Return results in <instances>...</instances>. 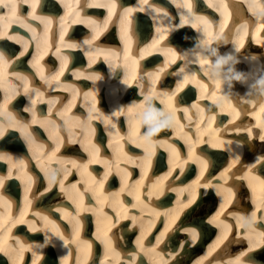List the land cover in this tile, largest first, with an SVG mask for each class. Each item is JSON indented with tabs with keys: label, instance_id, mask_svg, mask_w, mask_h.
Listing matches in <instances>:
<instances>
[{
	"label": "bare ground",
	"instance_id": "obj_1",
	"mask_svg": "<svg viewBox=\"0 0 264 264\" xmlns=\"http://www.w3.org/2000/svg\"><path fill=\"white\" fill-rule=\"evenodd\" d=\"M70 1V0H69ZM68 1V2H69ZM93 3V0H87V3L89 4V2ZM197 2H199V0H196ZM72 1H70L69 3L71 4ZM96 3L99 4H103L108 2V0H95ZM193 2H195L193 0ZM117 3V8L115 13L113 14L112 18L114 17V15H120L122 12L123 8H136L139 9L140 7V0H137L134 4L131 3V0H127L126 2L121 1L118 2V0H116ZM169 3H173V0H167V4L166 5H162V8L164 9L168 15H164L163 12L161 13H156L153 8L148 7L147 5H144V12L146 13H150L152 16H156L157 19L160 18L164 24L167 26V31H163L167 36L171 37L169 38V40H171L169 46H163L161 44L162 39L159 41V44L156 45V47L150 48V45H152L153 41L156 40L158 38V36L160 34H158L157 36L154 37L153 41L149 42V44H146L145 46H143L142 50H144V55L142 56V58L140 59H147L145 58V56H149L148 54H150L151 52L155 51V56L153 59V63H158L159 65H157L156 68L150 69L148 70H144L142 73L140 71H138L139 66L137 65L138 59L132 54V52L130 51V48L128 50V56H127V61L125 58V47H121L120 44L116 45L114 44L117 43V41L115 40L114 36H111V31L113 32H117L118 31V37L119 39L125 43V41L121 38V28H120V23L119 20L117 19V23H113V29L110 28V23L112 24L111 20L108 23L107 29L105 31H103V33H107L110 37L109 40H111L112 45L110 47H99L95 44L94 42V46L93 47H89L88 45H83L82 47L76 48V49H62V51L69 55L70 59H69V63L68 66H70L71 64V60H72V56H73V60H82V55L79 54V50H81V53L83 54L84 57V62H88V65L91 63V65H93L96 62H106L109 69H113L115 67V65L117 64V62H120L123 59V67H125L128 70V73L121 79H118L116 81H113L112 79V75H110L108 78L103 77L102 81H99L98 83L101 84L99 85V87L95 90V92L98 91H102V88H104V95H105V99L107 98V101L109 103V107H111V109H107V111L109 113H101L105 116H109L111 118L112 124L115 125V128L118 130L119 134H114L113 136H110V141H112L115 145H121L120 151L117 154H114V162L113 165H111V161L109 158H106V155H100L99 153L96 155L95 160L96 162L90 163L92 166L97 165V162L102 164V167L99 171H97V173L99 174V178L97 180V183L94 184L91 181H88L89 178V174L87 173V171L84 170H77V169H72L70 174L67 176V179H64V186L66 191L64 193H61L59 187L55 186V189L57 191H54V187L51 188V191L48 193H45L44 195H40V193L43 191L42 185L46 186L48 184V176H55L56 181L58 182L59 180L64 178V169L69 168L70 165H68L67 163H62V164H58V163H54L53 161H49L48 163H45L43 158L44 155L43 153H41L40 151L37 152L36 156H33V152L30 151L28 149V146L26 144V142L23 140V138L20 136V133L18 131L15 130H9L8 135L5 136L4 139L0 140V144H8L9 146H13L14 148L11 149H4L3 147H1L0 145V151H7L11 154H13L16 157H23L26 161L27 164V170L30 174L32 175H36L38 176V181L39 185H37V189H41V191L38 192H33V188H34V184L32 186V194H31V198L32 200H28L27 204L23 207L22 210L24 211H20L19 214H21L22 212L24 213V219L26 221H31L34 222L37 231L33 232L31 230V228L29 227L28 223H14L20 216H16L14 214H12V221H10L8 223L7 226V230L11 231V233L13 234V239H11V241L13 242L15 239H19L21 240L23 243H25L26 245H32L33 248L30 252V262L28 264H31V259H32V252L35 251L38 254H42L43 252V247L42 248H37L35 246L37 245H41L38 243H28L26 241V239L28 238H32L34 240H36V235L37 233L40 234H50V231L45 229L44 226V221H40L41 216H38L39 212L37 209L33 208L31 209L30 206L31 204H37L40 205V207H44V209H46V211L51 212V215L54 216V218L57 219V221L60 223V225L62 226V228L65 229V222L62 221L60 219L59 213L58 211H64L62 213L63 218H65V213H70L72 215H74L73 211H68L67 208L65 206H67L66 201H69L70 199L68 198V196L70 195L72 197L71 191H70V185L71 184H76L77 186H79V188H81L80 184H88V185H92L88 192L83 196V203L88 202L90 203L89 206H85L82 207L83 210L82 212H89V211H94V213H96V210H94V198L96 201L99 200V197H101L102 199H104V196L99 193L100 190V181L103 180V185L104 182L107 180L112 179L113 177H117V175L119 176V180H120V187L118 188V191H114L112 192L110 195L112 196H116V193H119V197H122L124 195H132L134 196L137 192V190H135V188L131 185L132 184H137V189L140 190H144L145 186H143L145 184V181L147 182V180L150 177V181L154 182L155 181V177L156 175H150L149 176V172H148V168L149 170L151 169L150 167H148L147 165H145L144 163L140 164L139 168H138V175L136 177H134L131 180V176H132V172L129 171L128 169H126L128 166L127 163L124 162H128V161H132L133 163L136 162L138 163L139 160L141 158H143L146 154V150H148L149 148H151V151L153 152L152 157H154L155 159L162 156L164 153L166 154V152L162 149V147H165L164 143L162 140H160V143L157 140H152L151 143H148L149 140V136L148 133L149 131L146 130L144 133L139 134L137 131V126L139 123V120L143 119L144 121L149 122L150 128L155 127V125L157 124V114L158 111H151V109L148 107V109H146V106L144 104L145 100H144V96L141 95V91L143 90V92L145 93V95L147 94L148 90L152 87L151 83L149 80L144 79V73L147 72H156L157 69H159L160 67H162L166 61L169 60V57H167L166 55V59H163V54L165 53V49L166 48H172L175 49V51L178 53V55L181 57L180 59H177L175 61V63H168V66H175V64L180 63L181 61L187 64L188 66V70H189V66L191 64V62L193 61H199V60H205L207 61L206 64H201L202 66H206L207 68H211V69H215V65L217 64V61L219 59H223L225 62L221 63L219 65V68L224 69L225 74L229 75V78L227 79V87L224 90L225 92L221 95H217L215 93L212 92L211 89L206 90L204 93H202L200 91V88H197L196 93L198 96H200V108L203 109H209L207 112H204L202 115L199 113L198 109H194V108H190L189 106H184V108H189V112L187 114H185V117L183 119H178V123H176L173 127H169L166 130H169L171 132V135L173 134L174 136L179 137V139L181 140H185V142H189L191 143V146H189V154H187L186 156L182 155L181 157L177 156L176 152L173 151L172 146H170V150H172L171 153H173L174 155V159H169L168 160V169H167V173L164 174V176L161 177L162 180H166L169 177V173L173 172L176 169H179V174L183 175L185 172L189 171V168L192 165H195L196 168L198 169V175L194 181V185L196 187L201 186L204 193H202L199 196V199L196 200V195L198 194V191H195L194 195H195V201L188 207V208H183L181 207V209H185L186 212H190V217L194 218L198 224L203 223L204 227L203 230L207 231V234H209V232L213 229L214 224L213 223H209V221L216 216L217 212H220L221 209V204L224 202L222 197L217 194L215 188H210V187H203V185L206 182H201L202 180L207 178V174L206 172L211 170L210 174H208L209 176H212V174L218 169L220 168V166L224 165L223 161L227 160V165L225 168H228L229 165L232 163V160L234 158H239L240 163L234 165L231 169H230V176H231V172L235 173V176L237 177L236 179H231L230 181V185L233 188V191L235 192V197L232 200V203L228 204L227 207L224 209V211L221 213L219 220L223 221L224 224L226 225H231V228L228 229L227 231L229 232L230 230H233V233H231V237L228 241H223L222 239H219V244L220 243H224L225 247L227 249H231L230 246H233L236 243H239V245L243 246L245 244H248L247 239H245V236L248 232V229L246 228H241L237 225L236 220L237 217L236 215H233V213H237L240 216H247L250 215L251 212L253 210H255L256 205L253 203V189L251 187H249V182L246 179H240V177L244 176L247 174V169L249 167H251L252 165L256 164V161L260 158V157H264V141H261L258 139V136L260 134H264V129H261L259 127H257V125L259 124V122L261 120H264V113H260V106L264 105V74H260L258 77H255L254 74L257 73V71L259 70L260 66L264 67V58L261 55V46L264 44V37H256L253 35V41L252 38L250 39H246L245 43L243 45L242 48L237 46L236 43V39L232 40V47L228 50L222 53L221 49L223 48L224 44H227L230 40H231V36L228 34V32L226 31V29L224 30V35L223 37L220 36V27L221 25H223V28L225 27V23L226 20L225 18L223 19L222 22H220V24L216 27L215 22L211 21L210 17L213 15H215L214 12V8L218 9V10H223L224 7H222V3L221 1L218 0H200L199 2V7L202 8L203 10H205V12H210L212 11V14H208L204 17L208 18V20L211 21L212 23V27L211 29H213L214 31H211V36L210 37H206L205 35H203V37L205 39L211 38L207 44H204L202 46H205V48H200L202 46H199L197 42L201 43V39L198 41V38L196 36V32L194 31L195 29H199L201 31H203V25H199L198 27H192L191 23L183 25L182 27H176V25L179 24H174L172 21L174 20L175 16H172V14L170 13L171 10L170 8L167 6ZM57 4L58 6H60L61 4H59V0H57ZM85 4V0H79V5L77 10H71V12L69 11V18L66 19V23L68 24V29H67V34L69 32L70 29H74V26L72 25L71 21L73 20V18L76 16L77 12L79 14L80 18H85V17H90L93 20H96L97 17L93 16V12L94 13H101L102 12V7H92L91 12L92 13H82V8L83 5ZM174 5H176L175 3H173ZM234 5H237L235 8V14L234 16H232L231 18L235 19V22H240L242 21V23L239 25L238 29H240V31L242 32V30H244L245 26H247V29H252V27H250L252 25V17L251 15H248V17L244 20L246 12L244 11V6L241 7L240 3L234 1L233 2ZM157 7V6H155ZM99 8V9H97ZM261 5H258V9L261 10ZM107 9V8H106ZM180 9V13L182 15V13H185L184 11H181ZM259 10H255L252 8V11L256 14V19H259V24L262 25L264 24V14L262 12H260ZM100 11V12H98ZM75 12V13H74ZM186 14V13H185ZM197 16H201L196 14ZM108 16V10H107V15L105 17V19ZM50 17V16H49ZM52 18V17H51ZM138 18V10L132 13V16L130 17V19L132 20V24L129 25L128 28V36L130 38V47L131 45H133V41H134V36H135V24H136V19ZM141 18L143 20V32L141 39H145V37H148L153 28L150 25V23H148L147 17L145 15H141ZM230 18V19H231ZM104 19V20H105ZM170 19V20H169ZM176 19V18H175ZM191 19V18H189ZM103 20V21H104ZM156 20V19H155ZM167 20V22L169 23H165V21ZM75 24V28L73 31L75 33H79V32H85L86 28L90 29L92 34H93V30L91 27L88 26V24L86 23H74ZM164 24L161 26L163 28ZM76 25L78 27H76ZM213 25H215V27H213ZM51 24H49V28H50ZM20 27V26H19ZM13 28V27H11ZM10 28V29H11ZM117 28V29H116ZM9 29V30H10ZM14 29V28H13ZM60 29V26H59ZM216 29V30H215ZM163 30V29H162ZM197 30V31H199ZM10 32H14V33H18L20 36L24 37L25 39H30L32 36V33L28 31V33H30L29 37L26 35L27 31L24 28V31L21 30L19 32H15V31H10ZM38 36L41 37L40 41H44V43H40V51L42 46L44 47V55L47 54L48 52L52 53V56L49 57L48 62L46 63L43 62L41 60V64L44 65L45 67V75H51L52 73H54L59 67H60V59H58V57L54 54L55 53V49L56 46L54 48H52L51 43H49V38L48 35L45 38L43 33L44 30L39 33ZM199 33V32H197ZM67 34L65 35V41H71V42H75L77 44H82L84 40L89 39L91 36L83 38V39H70L68 38ZM69 35V34H68ZM222 37V39H220L219 41L215 42L212 45H210V43H212V39L217 38V37ZM98 39L102 40V36H99ZM173 39V40H172ZM59 40V39H58ZM0 41H4V40H0ZM104 41V40H102ZM259 41V42H258ZM10 43H7L8 45H5V49L0 47V49L2 51L5 52L6 55H10L9 50H15V52H19L20 48L22 47V45L20 44H16L14 41H11ZM58 43V42H57ZM133 43V44H132ZM161 44V45H160ZM2 45V44H1ZM189 46H191L189 48ZM97 49L102 50L103 52H107V50L111 49L114 50L116 54L121 55L123 54L121 57L117 58L116 60L114 58H111L112 55H108V58L105 59L104 55H100L98 56L94 62L90 61L89 56L87 55L88 51H93L95 52ZM71 50V52L69 51ZM203 50L205 51V54L203 52ZM246 52L247 54H243L240 52ZM252 52H257V55H252ZM157 53H160L163 62H161L159 55H157ZM36 54V49L34 47V52L33 55ZM196 56V57H195ZM182 57H185V59H182ZM224 57V58H223ZM11 58V57H10ZM28 58V57H27ZM111 58V59H110ZM24 59V64L23 65H18V64H13L9 66L8 72L11 73L13 71H18V72H25V74H28L31 76V83H30V91L31 89H34V87L32 85H34V80H36L38 77V79H40L39 75H34L35 73V69L32 68L31 64L28 63L26 57L22 58ZM32 59V55L29 57V60ZM135 59V60H134ZM133 61L136 62V67H135V73H136V81L126 85L124 83L125 77L127 75H129L133 68H132V64ZM246 63L247 66L250 68V70L248 71V74H240L242 72V69L244 68V64ZM239 63H242L243 65H239ZM214 64V65H213ZM168 66L165 70V78L166 81L168 82V86L166 85H162V80H163V75L161 74L160 80L158 82V84L156 85V91L157 92H164V91H172L176 88V86L173 85L172 80H174L175 77H177L176 73H178V76H180L179 79H177V83H180V81L183 79V76L180 75V70L179 71H173V69L169 70ZM29 67V68H28ZM185 67V66H184ZM51 68H54V72H50ZM26 70V71H25ZM219 70V69H218ZM50 72V74L48 73ZM66 72V71H65ZM65 72L64 75L60 77V81L59 82H53L52 86L49 87L47 85H45L44 81H38L39 84L42 85V87H40V90L44 92V96L41 98V100H39L37 102V111L40 110L46 103V100H49L50 98L53 97H61L63 96L62 91L65 90L66 87L68 86H74V88H79L80 86H85L87 80H88V75L91 72H96L98 74H100L98 71H92V69L87 70L86 68L83 70H73L72 71V77L70 78V80L72 82L67 83L66 80H64L66 78L65 76ZM79 73L80 75L77 76L76 74ZM8 79H12L10 76L8 77ZM69 80V79H68ZM73 82H77L76 84ZM80 82V83H79ZM239 82V83H238ZM13 83H15V81L13 80ZM33 83V84H32ZM242 83H246V85H248V90H244L243 87L240 85ZM254 87L255 89L258 88V92L259 93H250V87ZM102 86V87H101ZM132 86H135L136 88V95L135 98L131 101H129L128 103L124 102L122 100L123 94L125 92L128 91V89H131ZM143 86V89H142ZM187 86V85H186ZM186 86L182 89V91L186 88ZM48 89V90H47ZM119 89L121 91H119ZM90 90V89H89ZM0 91H3V93H0V103H2L3 98L5 96V92L4 90L1 88ZM21 94L16 96V98H20L24 99L25 101L22 103H19V106L17 107V104L15 103V98L12 99L9 103V111H13V112H17L19 114L20 117L24 118L25 121H27V117H26V113L23 111L24 108L29 106V97L28 95H24L22 89H20ZM69 92L73 93V90H69L67 91L66 95L64 96L65 99V105H67L69 103L70 100L66 101L67 96L69 95ZM215 94L216 97L218 99H220L221 97H232L234 100L233 102H230L231 104V108L229 107L228 104H224V108L221 109L220 103L214 101L213 99H211V96ZM203 96V99H201V97ZM234 96L236 98H234ZM63 97H61V101L59 103V107L58 110H60V107L62 109V104H63ZM77 94L75 95V99L74 101H77ZM206 98V100H204ZM73 99V98H72ZM71 99V100H72ZM162 99H164L163 97L161 98H155V100L158 101V103L160 104V106L162 107V112L164 111V109L166 108V103L162 102ZM73 101V102H74ZM208 102V103H207ZM142 105V107L137 108L134 110L131 118L128 115L125 114H121L119 116H112V113L119 111L121 108H126V107H131L132 105ZM219 106L218 109L221 113H223L222 118H228L225 119L223 122H225V124L222 125L223 129L225 127V125L227 124V128L225 129V131L223 130V133L228 134V133H239V140L238 142H235L233 139L230 138H226L225 139H221V141H223V145L219 148H213V147H209L212 150H209L207 147H202V145L204 143H209V141H212V137H207V138H203V134L205 132H207L206 128H202L200 129L199 132H201V136L197 137L193 140L194 135L191 137L190 133H192V129L190 127L193 126V128L197 130V124L199 121H208L211 120L212 117V113H214L216 111V109H214V106ZM97 106V103H96ZM210 106V107H209ZM213 106V107H212ZM173 108L177 109V105L175 104V101H173ZM235 109L237 112L240 113L239 117L236 119H233L232 116V109ZM72 109V107H71ZM99 111H100V107H98ZM217 109V110H218ZM215 110V111H214ZM24 112V113H23ZM76 112H82L81 107H76L74 110V113ZM71 113V110L66 112V116L69 115ZM97 112L93 113V116L96 115ZM138 113L139 116H136L135 114ZM177 113V112H176ZM259 113V116L257 115ZM30 114V113H28ZM31 115V114H30ZM38 118L40 116V111L37 112ZM103 115H101V118H103ZM227 115V116H226ZM180 116V115H179ZM72 117H76L75 115ZM96 117V116H95ZM124 119L125 122V126L123 129H121L120 127L117 126V122L118 119ZM51 120H54L51 118ZM55 121V120H54ZM57 123H60L59 121H56ZM178 124V125H177ZM37 124H34V126L32 125V131H38V126L36 127ZM35 128V129H34ZM49 128L50 125H49ZM189 130H187V129ZM200 128V127H198ZM222 129V128H221ZM245 129H251V133L245 131ZM60 131V130H59ZM191 131V132H190ZM39 132V131H38ZM48 135H49V131H47ZM206 134V133H205ZM59 135L65 138V141H67V136L64 132H59ZM76 135L80 136L81 134L79 132H76ZM37 136V135H36ZM78 136H73L74 139V143H67L68 145H63L66 146L65 151H74L76 154L81 155V156H85V158L87 159V161L90 159V155L89 153L92 151V149L88 146H91V144H88L87 147L89 148V151H85L84 150V146H82V143L85 142L86 137L89 138L93 143V133H86V137L83 139H81ZM147 137V139H146ZM42 140H44L43 136H42ZM52 140H55V138H52ZM128 141L129 144L131 146H135L137 147L135 149V151H138L140 149V159L139 158H135L130 156L129 153H127L126 149H125V142ZM39 143V142H38ZM79 144L78 146L75 147V144ZM97 144V143H96ZM143 145V146H141ZM201 146V147H200ZM19 147H21L19 149L20 152H15L14 150L18 149ZM22 147H26V150L29 153V156L32 160H28V158L21 153L23 151ZM107 147L109 148V146L107 145ZM199 147L201 149H203L205 151V153H207V155L209 157H211L210 155L213 156V158H208L209 161V165H208V169L204 172L203 175H201V165L198 163L197 158H198V154L195 152L199 151ZM46 148V145H44L43 150ZM43 150H41L43 152ZM143 152V153H142ZM143 155H142V154ZM142 155V156H141ZM189 156H191L192 158L189 159ZM38 157V158H37ZM151 158V163L155 162V159ZM199 158H203V159H207L205 157H199ZM73 159V158H71ZM215 159L214 162H212V160ZM75 160V159H74ZM62 161H66V158H63ZM86 161V162H87ZM29 162H33V168L31 169L29 168L28 164ZM78 162V161H77ZM143 162V161H142ZM5 162H0V165L2 164L3 167L7 168V164ZM122 163L124 165H122ZM47 164L49 166V169L47 168ZM151 166V165H150ZM41 171V173L46 177V180L44 179V177L42 176V174H38V171L36 170V168ZM224 168V169H225ZM224 169L221 171V173L224 171ZM34 170V171H33ZM112 170V171H110ZM245 172H243V171ZM242 171V173H240ZM126 172H128V176H125ZM264 172V163L262 164H256L255 169H253L252 172V176L254 177H260L261 179H264V174H262ZM7 172H5L4 174H0V175H6ZM80 173V176H76V174ZM107 173V179H104L105 174ZM220 173V174H221ZM206 174V175H205ZM219 174V175H220ZM259 174V175H258ZM179 175V176H180ZM158 178V177H157ZM203 178V179H202ZM45 180V182H44ZM80 184H77V183ZM9 184H11V187L13 189V187L15 185H20L23 184L19 179H16L15 176H13L12 179L9 180L8 182ZM210 184H214L211 182H208ZM253 183L256 185L257 187V194H261L264 193V186L259 185V182L256 180H253ZM24 185V184H23ZM156 183H152L149 185L148 188H150L151 192L154 194L152 186H155ZM142 186V187H141ZM86 186L83 187V189ZM121 187L124 188L123 192H120ZM178 187H173V188H167L166 191H171L173 189H177ZM24 191V190H23ZM93 191H95L94 196H89L88 193H92ZM6 192V191H5ZM29 192V193H31ZM83 192L85 193V191L83 190ZM147 192V191H146ZM145 193H142L143 196H140V198L142 200H145L146 197H151V196H147ZM159 192L164 196L165 193L160 191ZM238 192V193H236ZM131 193V194H130ZM151 193V195H152ZM6 194L8 195V193L6 192ZM0 195H2L3 197H5L6 199V195L2 194L1 189H0ZM102 195V196H101ZM9 196V195H8ZM67 197V198H65ZM155 198H159L160 201L162 199V196L158 193L154 196ZM69 199V200H68ZM114 199V198H113ZM111 198V196H109V198H105V206H104V201H102L103 204V212H107L109 216H112V220L115 221L116 217L113 216V211L115 210V206L117 205L116 200H113ZM184 197H180L178 199L175 200H184ZM123 200V198H122ZM173 199H171V197H168L167 200V205H164L165 208H159V207H149L150 203H140L137 202L136 200H134L133 202H131L130 205H126V203L128 202V198L125 197L123 200V205H121V209H120V215H121V219L119 220V223L116 224L115 227H112L109 230V225L111 223V221H109L108 219L106 220H102L100 219L97 215H92V218L95 221V226L96 229L90 234L89 229L87 228L86 231L83 230V233L86 234L87 236H89L92 240V242H94V240H99L101 238L105 237V234L107 233V235L109 237H111L112 240L116 241V238L118 236H122L123 240L126 242L127 247L124 246V249H122L121 252V259L123 260V262H127L130 263V259L132 257H135L137 255L138 252V247L136 245V241L140 238L141 235L137 236L135 238V240H131L132 237L135 234V226L138 225L140 227L141 230H143L145 233L148 232L149 230V225H145V220L147 214H155L156 216L158 214H166L167 212V208L169 207L171 204V201ZM151 202V201H150ZM76 204V206L80 203V197L77 198V200L74 202ZM152 203V202H151ZM188 203V202H187ZM4 204L3 202H0V210H2L4 208ZM132 204H136L137 207L136 208H132L131 205ZM195 204V205H193ZM194 206V207H193ZM41 207V208H42ZM149 207V208H148ZM215 207L218 208V211H214L211 214H209V212H212V209H214ZM148 208V209H147ZM60 209V210H58ZM92 209V210H89ZM183 211V212H185ZM103 212H99L98 214H101ZM139 212V213H137ZM0 213H2L0 211ZM81 213V212H80ZM97 214V213H96ZM180 214H182V212H180ZM125 215L130 217V223H128V221L125 220ZM259 215V214H258ZM89 214H81L80 215V219L82 221V223L86 220L87 222L89 221L88 219ZM132 216H136L137 217V222L136 225L133 226V222L131 220ZM171 217H176L175 215H171ZM71 215L68 216V220H71ZM107 218V217H106ZM3 219L5 220L6 217L4 216ZM144 221V222H143ZM186 222V220H184ZM168 225L169 227L171 226V222L166 219L165 221L161 222L160 226H159V232L156 233L157 237L160 235L161 232H164L165 229V225ZM17 225L18 228V232H22L20 238L14 235V226ZM88 225V224H87ZM217 225V224H216ZM222 227L224 225H221ZM182 226H177L176 230H172V232L170 234H172L173 232L176 231L175 233V237L176 238H182V240L180 241V246L176 249H174L172 246L173 245H168L166 246L165 242L168 241L169 234L168 232L164 235V237L161 239V242L159 244H156V242L154 243L153 247H149L148 249H152L155 248L156 253L147 250L146 253L144 254V256H140V261L144 262L145 258L148 257H154L155 261L152 262V264H171V259H169V253H177L180 252V248H181V242H184L183 245V249L180 252V255H178L176 257L175 263L177 264H184L185 263V257L188 254V252L190 250H196L199 251L200 248L202 247L201 244H199L198 242V238L192 242L190 237L188 235H181L184 232L180 231L179 228ZM258 227L261 229H264V222H258ZM42 232V233H41ZM82 234V230H80V235ZM51 236H48L47 239H49L50 237V244H52L53 248L55 249H61L63 247H67V245H65L64 240L61 238L57 239V240H61V242L57 241L55 238H57L56 236H54L53 234H50ZM79 235V236H80ZM177 235V236H176ZM35 236V237H34ZM167 236L166 239H164ZM223 237V235H222ZM66 239H69L70 241L75 239L74 237H69V236H65ZM80 239V238H79ZM33 241V240H32ZM76 241V239H75ZM72 242H69L68 245H70ZM76 243L78 244V242L76 241ZM218 245V244H217ZM14 246L17 247V245L14 243ZM0 247L4 248L5 251H0V264H13L14 259H16V252L14 251V248L8 246L7 244H3L0 245ZM51 250L53 249H49V252H51ZM115 250H117V248H115ZM124 250L126 252H124ZM236 250L234 255L237 256L239 255V253L242 251L241 250H237V249H233ZM108 252H111V248L107 249ZM27 251H25L26 253ZM24 253V254H25ZM107 256V255H105ZM45 257L48 258V256L46 255ZM264 259V247L261 248H256L253 252L248 253L247 256H245L243 259L245 261V264H255V260H260V259ZM46 259V258H45ZM203 258L202 256L196 254L195 255V259L192 261V264H197V261H201ZM86 261L85 258L83 260V262ZM104 262V264H117L116 260L114 259L113 261H110L107 259H105L104 256H101L100 258H97V256H94V259L91 261L90 264H101V262ZM209 261L204 262L203 264H208ZM17 264H22V261H17ZM56 264V261H55Z\"/></svg>",
	"mask_w": 264,
	"mask_h": 264
},
{
	"label": "snow or ice",
	"instance_id": "obj_2",
	"mask_svg": "<svg viewBox=\"0 0 264 264\" xmlns=\"http://www.w3.org/2000/svg\"><path fill=\"white\" fill-rule=\"evenodd\" d=\"M173 3L177 5L178 8L186 9L187 13H182L180 24L176 25V27H182L183 25L191 23L192 27H198L199 25H203V32L206 37L211 36V27L212 23L208 18L203 16H197L195 12L193 11V0H173ZM59 4L64 5L65 8L69 9L70 11L79 5V0H75L74 4H70L68 0H59ZM22 5H28L30 8V11L27 12L26 15L21 14V6ZM144 5H147L150 8L154 7V10L156 13L163 12L164 15H168L163 8L155 7L154 5L149 4V0H140V7L139 9L136 8H123L121 14L118 16V20L120 23L121 28V38L125 41V58L127 61L128 56V50L130 48V38L128 36V28L129 25L132 24V20L130 17L132 16V13L139 10L144 11ZM255 7V4H253ZM83 7H102L107 8L108 10V16L107 18L102 21L98 22L96 20H93L90 17L80 18L79 14L77 12L76 16L73 18L71 23H86L89 27L92 28L93 34L89 39H86L83 41L82 44H77L75 42L71 41H65V35L67 34L68 24L66 23L65 17L60 18V33H59V40L55 49V55L60 59V67L51 75L46 76L45 75V67L41 64V60L43 59L44 53L40 51V41L39 36L37 33V30L31 23H29V19L32 20H39L42 24L45 25L44 28V37H47V30L48 25L52 23V18L47 16H40L37 15V10L42 8L41 0H0V9H2L3 14H0V23H2V26H0V40H8V41H14L16 44L22 45L19 52H15V50H12L11 58L5 54L4 51L0 50V88H2L5 92V96L3 98L2 103H0V140L4 139L6 135H8L9 130H15L20 133V136L23 138V140L26 142L28 149L33 152V156H36L37 152L43 150L44 145L42 143H38L37 136L32 131V125L33 124H40L41 127L45 128L46 131H49L50 138H53V135L55 136L56 144L55 147L52 149V156H55L57 152H59L60 148L64 145L65 142L71 144L74 143L73 139V120H79V117H71V118H65V113L71 110V107L73 105V101L75 99V96H73V99L69 101L67 105H62V110H58L57 115L59 116L61 123H57L54 120H51V114L53 112V107L56 104L58 97H53L48 100V115L44 116L43 118H38L37 115V102L41 100V98L44 96V92L40 90V88H34L30 91V83H31V76L28 74H25V72H18L13 71L11 73L8 72L9 66L13 64L23 65L24 59L28 55H32V59L28 61L29 64H31L32 68L35 69L34 75H39L40 79L44 81L45 85L51 87L53 82H59L60 77L64 75V72L68 70V63H69V55L65 54L62 49H76L79 47H82L83 45H88L90 48L94 46V41L98 39V37L107 29L109 21L112 19L113 14L116 11L117 3L116 0H108V2L99 4L96 3L95 0H93L92 4H88L87 0H85V4ZM43 8L51 11L56 12L58 8L57 0H44ZM6 10V11H4ZM261 12L264 13V7L261 8ZM191 17V19H189ZM153 19H157L156 16H153ZM13 24H19L20 27L27 29L29 32L32 33V36L30 39H25L24 37L20 36L18 33L10 32L9 29L11 28V25ZM261 28H264V24L260 26ZM223 25L220 27V33H223ZM156 31L160 34L156 40L153 41L152 45H150V48H155L157 44H159V41L161 39H166L165 33L162 31L161 28L157 27ZM245 35H247V31L245 30ZM35 41V45H33V42ZM209 41L208 39L204 40L203 43L207 44ZM259 42V41H258ZM237 46L242 48L244 45V39L243 36H238L236 39ZM35 46L36 54H31L29 52V49L31 47ZM104 55V58L107 59L108 55L116 56V53L114 50H107V52H103L100 49H97L95 52L88 51L87 55L90 58L91 62H94L95 59L100 56ZM144 55V50H139V58H142ZM165 55L169 57V60L165 62V64L156 70V72H145L144 73V79H147L150 81L152 87L148 90L147 94L141 91V95L144 96V100L149 103V107L151 108V100L153 98H161L163 103H166V110L169 113L168 115H164V112H159L160 116H163L164 118L161 119L155 127L151 128L148 136L150 137L152 135V132L159 131L161 128L165 127H173L176 123H178V119L176 117V108H173V101L174 98L177 96L179 92L182 91V89L191 83H196L198 86H200L202 89L206 87L202 83V81L197 80L195 74H185L183 75V79L176 85V88L172 91H164V92H157L156 91V85L158 84L161 74H163L168 66V63H175L177 59H180L181 57L178 55V53L175 51V49L172 48H166L165 49ZM200 64H206L207 61L205 60H199ZM225 61L223 59H219L217 61V64L215 65V68L219 69V65L221 63H224ZM89 67H91V63L89 64ZM135 67L136 62L133 61L132 64V72L125 77L124 83L126 85L136 81V73H135ZM26 71V70H25ZM180 72H183V68L180 69ZM77 76L80 74L77 73ZM11 77L12 79H8V77ZM89 80L97 81L101 79L100 75L96 72H91L88 75ZM13 80L15 83H13ZM213 83L215 87L218 89L220 87V81L219 79H213ZM20 89H22L24 95H28L29 97V106L24 108L23 111L30 113L31 118L25 121L24 118L20 117L17 112L9 111V103L12 99H14L16 96L20 95ZM143 89V86H142ZM78 91L74 88V86H68L65 88V91ZM86 95L90 96L92 98V105L89 107V115L86 120V125L89 129L90 133H94L95 129L91 126V121L97 117L93 116V113L98 112L99 109L96 107V93H87ZM203 99V96L201 97ZM211 99L214 101L220 103L221 109L224 108V104H228L231 108V104L228 101L227 97H223L218 99L215 94L211 96ZM142 107V105H132L131 107L121 108L119 111H116L112 113V116H119L121 114L128 115L130 118L134 112L135 109ZM190 108L198 109L199 113L203 114V109L200 108L199 102L196 104L190 105ZM152 111H157L156 109L152 108ZM189 108H184L182 111L184 114H187L189 112ZM260 113H264V105L260 106ZM240 115L239 112H237L234 108L232 109V116L233 119L238 118ZM259 116V113L257 114ZM103 120L106 124H111V118L109 116H104ZM49 124H51V128H49ZM197 128L199 127V123L196 125ZM113 128H115V125H112ZM257 127L264 129V120H261ZM61 128L67 129L68 132V138L67 141H65V138L59 135V130ZM118 131V130H117ZM245 131L251 133V129H245ZM147 139V137H146ZM258 139L261 141H264V134H260L258 136ZM151 143V142H150ZM223 141L217 139L215 142L209 141V144L213 148H219L223 145ZM88 144H91L92 151L89 153L90 159L87 162L79 163L74 159H67L66 161H62V163H67L70 165L69 168L64 169V178L56 181L55 176H48V184L46 186L42 185L43 191L40 193V195H44L45 193H48L51 191V188L54 186H58L61 193H64L66 191L64 186V179H67V176L70 174L72 169L77 170H84L87 171L88 164L96 162L95 157L99 153L100 149L95 144H92L91 140L86 137L85 142L82 143V146H84L85 151H89V148L87 147ZM143 146V145H141ZM175 151V149H173ZM177 156L179 153H176ZM153 152L151 151V148L146 150V154L142 159L143 163L150 167L151 165V158H152ZM38 158V157H37ZM192 157L189 156V159ZM198 163L201 165V175L204 174V172L208 169L209 161L208 159L203 158H197ZM0 162H5L7 164V173L6 175H0V188H3L5 186V183L9 181L10 179L15 176L16 179H19L25 187V199L27 200L28 196L27 194L31 192L32 186L35 183L36 178L30 174L27 170V164L23 157H16L13 154L7 152V151H0ZM240 163L239 158H234L232 160V163L229 165L228 168H225L224 171L220 174V177L218 179V182L215 184H209L205 183L203 187H214L217 194H219L222 199L223 203L221 204L220 212H217L216 216H214L209 223L217 224L218 227L221 225H224V234L226 235V232L228 229L231 228V225L224 224L223 221L219 220V217L221 213L224 211V209L227 207L228 204L232 203L233 198L235 197V192L233 191V188L231 186H226L227 182L230 178L236 179L235 173H231L230 176V169ZM264 163V157H260L256 164H262ZM256 164L252 165L247 169V174L240 177V179H246L249 182V187L253 189V203L256 205L255 210L251 212L250 215L247 216H240L237 213H233V215H236L237 220L236 223L241 228L248 229V232L245 236V239L248 241V248L245 250H242L239 255L236 256L234 264H245V261L242 259L245 256L248 255V253L253 252L256 248L264 247V229H261L258 227V222H264V193L257 194V187L253 183V180H256L259 182V185L264 186V179H261L260 177H254L252 176L253 169H255ZM91 175V173H89ZM104 179H107V173L105 174ZM70 188L76 192H79L80 194V203L77 205V208L75 210V214L72 215L70 213H65V218H68L69 215H71L70 223L72 224V231L69 233V237H74L75 239H79L80 230L82 228V221L80 219V212L83 210L82 204H83V192H80V189L77 188L76 184H71ZM100 188L103 189V180L100 181ZM86 190V189H85ZM124 188L121 187L120 192H123ZM131 194V193H130ZM117 197L119 196V193L115 194ZM147 196H151V190H148L146 192ZM69 199H72V197L69 195ZM139 196L136 197L137 200H139ZM195 201V195H191L188 199V203L184 204L183 208H188L193 202ZM0 202H3L7 204V200L5 197L0 195ZM75 202V201H74ZM132 208H136V204L131 205ZM60 210V209H58ZM92 210V209H89ZM97 211L103 212V209H97ZM259 214V215H258ZM40 215V214H38ZM103 215L107 217L109 221H111L109 225V230L112 227H115L116 224L119 223V220L122 218L119 211H113V216L116 217V220H112V216H109L107 212H103ZM179 213L176 214V217L173 219V223L175 222V219H178ZM123 218H128L127 215ZM41 219L44 221L45 229L50 230L52 233H54L57 237L64 240L65 245H68L69 242L74 243L75 239L69 240L65 238V234L61 232L60 227L58 224H56L54 221L50 220L47 216L41 215ZM131 220L133 222V226L136 225L137 217L132 216ZM3 220L0 219V225H2ZM14 223H28L29 227L33 232L37 231V228L34 224V222L26 221L24 219V213L22 212L20 217L14 222ZM192 223V222H191ZM199 227L202 231L204 224L201 223L200 225L196 227H180L179 230L183 232L189 233V237L192 242H194L198 236L199 233H197L196 228ZM169 226L166 224L164 232H161L158 237H156V244H159L161 242V239L164 237V235L168 232ZM145 237V233L143 230H141V236L136 241L137 245L140 246L141 251H144L143 248V240ZM3 238H0L2 240ZM50 240V237L49 239ZM219 240V238H218ZM47 242V240H46ZM86 244V254L87 251H90L91 245L87 242H84ZM102 243H104L105 248H111L112 247V240L111 237L105 234V237L102 240ZM15 244L17 247L14 249L16 252V259H14L13 264H17V261H22L24 257L25 251H31L33 246L32 245H26L21 240L17 239L15 241ZM184 242H181V248L180 252L183 249ZM37 248H42L43 245H37L35 246ZM0 251H5L4 248L0 247ZM150 251H155V248L150 249ZM212 249L209 250V254L211 253ZM180 252L177 253H169V259H176L178 255H180ZM71 251L69 252V256H71ZM119 255V254H117ZM86 258V257H85ZM105 259H107V256H105ZM43 260L42 255L38 254L37 252H32V259L31 264H41V261ZM60 264H68V257H64ZM73 264H80L79 257H73ZM101 264H104L102 261ZM130 264H136V259L133 258L130 261ZM197 264H203L202 261H197Z\"/></svg>",
	"mask_w": 264,
	"mask_h": 264
},
{
	"label": "water",
	"instance_id": "obj_3",
	"mask_svg": "<svg viewBox=\"0 0 264 264\" xmlns=\"http://www.w3.org/2000/svg\"><path fill=\"white\" fill-rule=\"evenodd\" d=\"M135 21H136L135 26L138 27V23H137L138 20L136 19ZM138 36H140V35H138ZM29 164H32V162H29ZM7 188H8L9 190H11V191L13 192V194H15V196H16L17 199H18L19 186H18V185H15V186L13 187V189H12L11 184L8 183V184H7ZM45 263H46V264H55V260H54V257L52 256V254H49V255H48V258L45 259Z\"/></svg>",
	"mask_w": 264,
	"mask_h": 264
},
{
	"label": "clouds",
	"instance_id": "obj_4",
	"mask_svg": "<svg viewBox=\"0 0 264 264\" xmlns=\"http://www.w3.org/2000/svg\"><path fill=\"white\" fill-rule=\"evenodd\" d=\"M182 59H185V57H182ZM185 74H188V75H190L191 73L188 71V66H187V64L185 63V67L183 68V72H180V75H185ZM164 115L166 116V115H168L169 113L167 112V110L166 109H164ZM160 117H163V116H160ZM164 118V117H163Z\"/></svg>",
	"mask_w": 264,
	"mask_h": 264
}]
</instances>
